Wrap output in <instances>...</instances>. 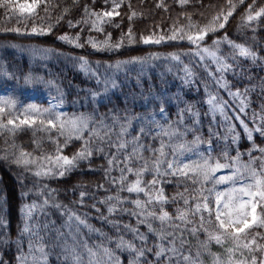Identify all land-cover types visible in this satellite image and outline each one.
<instances>
[{"label": "snow or ice", "instance_id": "1", "mask_svg": "<svg viewBox=\"0 0 264 264\" xmlns=\"http://www.w3.org/2000/svg\"><path fill=\"white\" fill-rule=\"evenodd\" d=\"M105 2L107 3V0ZM244 2L245 0H236V2L228 0L227 5L203 26L193 21L191 13L183 11L180 15L186 23L177 24L174 21L168 34L153 33L140 38L144 44L157 45L165 41H186L191 46L187 52H171L163 56L160 53H148L145 56H130L127 59H117L112 62H91L86 56H66L63 52L51 47H39L34 44L19 45L12 42H6L3 45V47L28 51L34 56L39 54L43 58L64 57L86 75L91 76L98 89L82 90L87 93L86 98L89 102L96 106L93 112L71 115L61 110L64 102L63 94L54 101H50L47 107L29 103L23 106L22 111H19L14 98L0 96V134L7 133L14 137L18 131H24L27 128L33 133V143L37 149L41 148L42 144V140L35 138L37 132L48 134L47 139L54 145L53 153L42 152L37 157L16 145L14 141L9 144L5 140V147L0 149V162L23 169L17 176V182L21 188V200H26L32 191L27 188L26 173L31 172L37 177L63 178L74 171L81 170L82 164H87V171L93 172L95 171L92 167L94 155L105 152V148L101 145H107L115 147L116 152L111 153L110 158L108 154L105 156L108 163V167L104 169L105 178L116 185L117 190L114 195L105 196L99 203L106 205L108 216L128 214L135 217L136 226L127 223L121 225L118 220H109L93 204L92 207L100 213V218L116 229L117 235L110 237L100 229L88 225L86 213L79 215L66 205L53 200L50 194L56 190L44 185L38 190V194L44 197L41 203L35 200L31 203H22L20 207L22 227L19 228L15 240L10 236L9 222L5 218L7 196L0 200V264H13V261L14 264H47L48 253L45 251L44 237L40 235L41 225L33 223V219L38 209L43 212L49 205L62 209L61 214L67 216L64 226L68 228L74 244L77 242L81 225L100 237V240L92 245L83 241V252L78 251L76 247H69L65 240L64 259L70 261V264H85V255L87 264H122L120 254L124 253H127V264H202L201 250L212 257V264H264V147L257 145L253 136L254 133H259L264 138V107L261 109L262 114H259V120H257L258 114L253 112L251 128L240 119L238 114L234 116V119L240 122L244 137L252 145L246 153L240 151L241 135L237 132L236 125L232 123L233 117L228 115L229 101L224 100L218 91L210 92L207 85H205L206 103L209 105L213 120L219 113L227 129L221 136L219 132L209 128L207 140H204L198 132L200 113L195 110V105L183 101L179 95L169 96L166 88L156 94L150 92L147 97L143 92L139 93L144 100L143 107H147L149 103L152 104V110L147 114L132 113L125 107L121 115V110L115 105L106 113L98 111L99 105L103 104L105 99L108 103H112L109 93L121 87L122 82L117 80L118 74L123 73L127 76L130 66L139 65L143 68L149 61L163 58L174 66H182V75H180L182 85H191L195 82L196 74L191 67V62L196 61L203 67L218 90L223 89L232 101L239 100V112L245 113L248 107L247 93L250 89L245 88L241 92L239 88H236L233 91L226 75L228 73H232L233 76L243 75V69L237 72L239 58L250 60L253 65H256L264 64V56H260L252 46L237 43L226 31L222 36L215 35L219 30L225 29L229 18ZM176 3L184 9L189 4V0H176ZM77 4L78 0H73L72 7H63L59 14H55V9L60 5L53 4L52 0H0V8L4 10L9 20L15 17L18 23L24 21L23 26L2 27L0 33L15 34L23 39L47 38L54 35L53 30L66 19ZM199 6L204 7L202 3ZM119 7L120 4L113 0V9L101 13L90 9L85 4L82 18L75 23L72 19H67V25L69 28H74L80 24L90 23L89 30L103 31L102 24L109 22L114 15H119V12L115 11ZM157 7L167 10L163 2L158 3ZM38 9L43 11V16ZM136 15L137 13L132 11L128 17L129 21ZM28 20L32 21L31 27L27 26ZM262 25H264V6L257 7L256 0H252L241 16L240 27L252 30V40L257 46L259 41L256 40L255 32ZM124 35L122 34L121 40L114 44L110 42V39L97 41L91 36L85 43L97 52L108 51L118 54L124 46ZM126 38L129 45L135 42L131 27ZM55 39L73 45L75 48L84 47V44L80 43L79 32L75 36L63 33ZM207 39H211L210 45ZM223 45H227L230 49L228 54H222ZM185 56L192 58L188 64H185L182 59ZM211 65H215L214 72L210 70ZM101 69H103L102 72ZM12 78L18 83L22 79L24 85L49 86L53 83L31 72L22 74L20 77L13 75ZM124 102L127 105V96ZM173 102L177 107L175 120L169 118V106ZM132 103H136L135 95H132ZM180 104H184V107L181 108ZM186 114L192 120L191 125L185 123ZM134 121L139 123L140 127L137 135L128 140L126 137ZM53 130L56 132L55 136L51 135ZM85 132L87 137L84 135ZM189 133L193 134L191 141L186 139ZM142 137L159 139V148L141 143ZM74 140L82 141L79 149L70 156L65 155V148ZM221 142L224 148L219 156H214ZM129 144L132 146L131 152L127 151ZM201 145H206L203 151H201ZM233 145L236 146L235 156L230 155ZM145 151L150 152L151 156L145 157L143 155ZM254 151H258L260 155L254 156ZM120 153H123V167L119 168V176H112L110 173L113 165L119 166L121 163L118 159ZM245 154L248 156L246 163L241 160L242 155ZM193 155L195 159L191 158ZM221 157L223 163H221ZM33 165H35L34 170ZM222 169H228L229 172L225 175H216ZM129 175L134 176L135 179L129 180ZM146 175H151L152 178L145 180ZM173 180L178 189L183 184L184 190L177 191L170 198L165 193L164 185L172 183ZM188 182L198 187L190 188ZM209 182L212 187H205V184ZM221 184L229 186L218 190L216 186ZM97 187L102 188L103 185H97ZM83 189L82 184L75 185L71 189L73 194L79 191L78 202L81 205L84 204V199L88 195ZM122 192H127L128 196H122ZM132 196H135V199H131ZM181 201L182 206H180ZM170 203L177 205L174 216L165 208ZM125 204H131L132 208L124 207ZM73 222L76 224L75 232L72 231ZM155 222H158V227L154 226ZM141 224L147 227V233L139 230ZM47 227L48 225L45 224L44 228ZM122 231L131 233L133 238L126 239L125 235L121 234ZM149 233L155 237V242L151 246L148 242ZM201 233L205 236L204 240L199 239ZM23 236L28 237L27 252H24L21 246L20 237ZM62 237L63 233L57 230L56 239L60 240ZM189 237L196 239L199 245L195 255L192 253ZM113 242L114 249L108 246ZM213 242L220 247H224L225 244L230 245L224 249L227 253L226 259H222L220 254L209 250V245ZM13 244L16 245L14 257H6L7 250Z\"/></svg>", "mask_w": 264, "mask_h": 264}, {"label": "trees", "instance_id": "2", "mask_svg": "<svg viewBox=\"0 0 264 264\" xmlns=\"http://www.w3.org/2000/svg\"><path fill=\"white\" fill-rule=\"evenodd\" d=\"M163 2L167 6V10L164 8L157 7L158 3ZM236 2V0H233ZM53 4H59L60 7L55 9V14H59L63 7H72L73 0H52ZM116 3L120 4V7L115 9L119 12V15H114L109 22L103 23V31L89 30L91 28L90 23L87 25L80 24L74 28H69L67 25V19H72L73 23L80 20L83 16V7L85 4L97 12H104L106 10H111L113 8V0H78L76 7L72 8L70 14L65 20L61 21L59 25L53 30L54 35H50L47 38L41 37L40 39H23L17 37L15 34L0 33V79L2 85L8 87L13 96L22 95V92L28 87H33L39 91L47 89L58 94H63L64 103L67 105L66 112L68 114L72 113H91L96 107L92 105L86 98L87 93L82 90L86 89H97L95 80L82 72L73 62L65 59L64 57H49L43 58L39 54L33 55L28 51H21L19 49H14L10 47H3L6 42H12L19 45H29L34 44L39 47H51L63 52L67 55L79 56L83 55L91 62L96 61H108L112 62L117 59H127L130 56H145L148 53H160L162 56L171 52H187L190 49V45L184 41H165L161 44H144L141 41V36H149L153 33L156 35L168 34L169 29L173 26L174 21L177 24L186 23L183 16L180 15L181 12L186 11L192 14V19L194 22L200 24L201 26L209 23L214 15L220 11V9L227 5L228 0H189V4L181 9L176 0H116ZM202 3L204 7H200L199 4ZM252 3V0H245L243 5H239L237 10L233 13V16L229 18V22L226 24L225 29L219 30L215 35L222 36L226 31L229 37L235 40L237 43H245L252 46L254 50L258 51L260 56H264V25L258 28L255 32L256 40L259 41V46H257L253 40V32L250 28H242L241 16L245 12L247 5ZM131 5V7H129ZM211 5V7H209ZM257 7L264 6V0H256ZM132 11H135L137 15L129 21L128 17L131 15ZM41 16L44 15L41 9H38ZM106 20L108 18H105ZM24 21L20 23L17 19L13 17L8 19L5 16V12L0 8V28L2 27H14L23 26ZM39 23V21H37ZM32 21H27V26L31 27ZM131 27L133 35L135 37V42L131 45L128 44L126 34ZM83 29V31H81ZM80 33V43L84 44L83 48H75L73 45L67 44L62 41H57L56 36L63 33H68L70 36H75L76 33ZM110 34V35H109ZM122 34L124 35V46L119 50V53H112L108 51L97 52L91 48L90 45L85 43L87 38L91 36L94 40L104 41L105 39H110L111 43H116L121 40ZM212 36V34H209ZM214 38V37H213ZM207 43L211 44V39H207ZM230 49L227 45L222 46V54H228ZM185 64H188L192 58L182 57ZM231 63V61H229ZM209 63H211L209 61ZM239 67L237 72L239 73L243 69V75L233 76L232 73L226 75L227 80L232 86V90L235 91L239 88L241 92L245 88L250 89L247 93V103L248 107L245 109V113L239 112V100L232 101V99L227 95L223 89H217L214 82L208 77L207 73L204 71L203 67L196 61L192 60L191 67L193 68L196 79L191 85H182L180 80V75H182L181 67L174 66L173 63L165 60L163 58L159 60L149 61L147 64L141 68V66H130V70L127 76L123 73L117 75L118 82L121 83V87L115 89L113 93H109L111 96L112 103H108L105 99L104 103L99 105V113L108 112L109 108L115 105L121 110V115H123V109L127 107L132 113L147 114L152 110V104L149 103L147 107H143V98L140 97L139 93L143 92L144 96L147 97L149 93H158L161 89L166 88L168 95L175 97L179 95L180 99L185 102L192 103L195 105V110L200 113V124L198 126V132L204 140L209 137V128L214 132H219L223 136L226 132V126L219 113L216 114L215 120H213L212 113L209 110V105L206 103L205 85H207L210 92H219V95L223 97L224 100H228L230 108L228 110V115L233 117L232 123L236 125L237 132L240 133L241 139L239 143L240 151L246 153L247 149L251 148L252 145L244 137V131L240 126L239 120L234 119L235 115H239L240 119L244 120L245 123L251 128L252 124V114L256 112L258 114L257 120H259V114L261 113L262 107H264V64H256L250 60L239 58L237 61ZM211 71H215V65H211ZM103 69H101V72ZM31 72L33 75L42 76L45 80H50L53 83L49 86L42 84L37 85H24L21 79L19 83L12 76L17 77L22 76V74H27ZM98 90V89H97ZM132 95H135L136 103H132ZM128 97V103L125 105V97ZM24 97V95H23ZM180 107H184V104H180ZM235 109V112H233ZM176 103L173 102L169 106V118L175 120L176 117ZM98 118V117H97ZM185 123L191 125L192 120L187 117ZM140 124L136 121L133 122L132 129L129 130V135L126 139L131 140L133 136L137 135ZM46 133L37 132L36 139L42 140L41 148L37 149L36 145L33 143V133L30 129L24 131H18L14 137L9 136L7 133L0 134V149L5 147V140L11 144L13 141L16 145L23 148L25 151L32 153L34 156L39 157L42 152L53 153L54 145L47 139ZM52 136L56 135L53 130ZM85 137H87V132H85ZM254 140L257 145L264 147V138H262L259 133H254ZM63 141V137L60 138ZM115 139V137H113ZM187 140L191 141L193 139V134L189 133L186 137ZM215 142V137H213ZM82 141L74 140L71 145H69L64 150L65 155H72L74 151L79 149ZM141 143L145 145H151L153 148H159V139H153L151 137H142ZM105 148V152L96 153L93 157L92 167L95 169L93 172L87 171V164L81 165V170L74 171L63 178H46L37 177L32 175L31 172L26 173L27 188L31 189V193L26 200H21L20 192L21 188L17 182V176L23 171L22 168H17L15 165L9 166L3 162H0V200L7 196L8 204L5 212V218L9 222L10 236L13 240L17 239L19 228L22 227L20 207L22 203H31L35 200L37 203H41L44 199L43 196L38 194V190L44 185H47L49 189H55L50 195L53 200L66 205L69 209L75 211L79 215L87 214L86 221L88 225L96 229H100L110 237H115L117 235L116 229L112 227L106 220L100 218V213L107 216L109 220H118L121 225L127 223L132 226H136L135 217H131L128 214H115L113 216H108L107 207L104 204L99 203L105 196L114 195L117 190V186L111 184L106 178L104 169L108 167L106 154L116 152L115 147H108L107 145H101ZM206 145H201V151L204 150ZM235 145L230 149V155L235 156ZM224 148L223 142L219 144L214 152V156H219L221 150ZM132 146L129 144L127 151L131 152ZM145 157L151 156V153L145 151L143 153ZM254 156H259L258 151L253 152ZM195 159L193 155L191 157ZM118 159L121 161L119 166L113 165L111 175L119 176V168L123 167V153L118 154ZM241 160L245 163L248 161V156L242 155ZM223 158L221 157V163H223ZM33 170L35 165L32 166ZM229 170L227 169V174ZM219 175V174H216ZM151 175H146L145 180H150ZM129 180L135 179L134 176L129 175ZM82 184L88 195L84 199V204L81 205L79 201V191L77 190L75 194L71 191L73 186ZM189 187H198V185H192L188 182ZM97 185H103L102 188H98ZM205 187H212L209 182L205 184ZM165 193L170 198L177 192L183 191L184 185L181 184L180 188L176 187L175 180L172 183H167L164 185ZM122 196H128L127 192H122ZM131 199H135L132 196ZM143 199V196H141ZM95 204L96 208L100 209V213H97L92 205ZM182 206V201L180 202ZM124 207L132 208L131 204H125ZM176 204H168L165 206L166 210L175 215ZM62 209H56L50 205L40 212L39 209L34 214L33 223H39L41 225L40 235L44 237L45 251L48 253L47 264H70V261L64 259V244L65 240L69 247H76L78 251L83 252V241H87L89 245L94 242H98L100 237L95 232H89L88 228L81 225L79 227V235L77 236V242L74 244L71 236L69 235V230L65 227V221L67 220L66 215H62ZM198 219V218H197ZM47 224L48 227L45 229L44 225ZM154 226L158 227V222L154 223ZM57 230L63 233V237L60 240L56 239ZM139 230L141 232L147 233V227L143 224L139 225ZM72 231H76V224L73 222ZM125 235L126 239H132L131 233L121 232ZM149 245L151 246L155 242V237L149 233ZM21 246L24 252L28 251V237H20ZM191 241L192 253L195 255L199 248L196 239L189 237ZM200 240H204L205 236L203 233L199 236ZM137 243H139L137 241ZM111 248H115V243L108 245ZM229 244H225L224 247L216 245L214 242L209 245V250L212 253H218L221 255L222 259L227 258V253L225 248L229 247ZM16 251V245L13 244L9 250L6 252V257H14ZM200 257L202 264H212V257L207 253L203 252ZM119 254V253H118ZM122 259V264H127V253L120 254ZM149 255V259H151ZM85 264H87V256H84ZM14 264V261H13Z\"/></svg>", "mask_w": 264, "mask_h": 264}, {"label": "rangeland", "instance_id": "3", "mask_svg": "<svg viewBox=\"0 0 264 264\" xmlns=\"http://www.w3.org/2000/svg\"><path fill=\"white\" fill-rule=\"evenodd\" d=\"M106 11H110V10H106ZM11 91L12 90H10L8 87H5L2 85V82L0 79V96H11L12 98H14L17 101L19 111H22L23 106L29 103H35L37 105L47 107L50 101H54L60 95L57 92H53L47 89L39 91L37 89H34L33 87H28L27 89H25L22 92V95L13 96ZM61 110L65 112L67 110V105L64 102H63V107ZM21 118H23V116H21ZM226 171L227 169H222L216 174L225 175ZM228 186L229 185L221 184V185H217L216 187L218 190H223L225 187H228Z\"/></svg>", "mask_w": 264, "mask_h": 264}]
</instances>
